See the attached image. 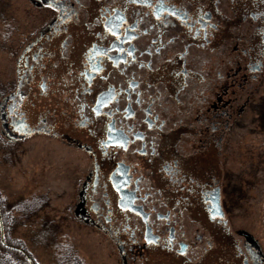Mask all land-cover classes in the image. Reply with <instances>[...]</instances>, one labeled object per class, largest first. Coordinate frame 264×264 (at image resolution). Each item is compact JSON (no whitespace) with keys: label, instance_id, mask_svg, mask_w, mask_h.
<instances>
[{"label":"flooded vegetation","instance_id":"obj_1","mask_svg":"<svg viewBox=\"0 0 264 264\" xmlns=\"http://www.w3.org/2000/svg\"><path fill=\"white\" fill-rule=\"evenodd\" d=\"M27 3L0 137L40 149L63 220L111 264H264L224 200L264 81V0Z\"/></svg>","mask_w":264,"mask_h":264},{"label":"rangeland","instance_id":"obj_2","mask_svg":"<svg viewBox=\"0 0 264 264\" xmlns=\"http://www.w3.org/2000/svg\"><path fill=\"white\" fill-rule=\"evenodd\" d=\"M27 8V0H0L1 93L11 77L8 47L27 29ZM263 114L264 81L242 118L239 137L231 139L225 168L230 173L227 189L232 191L225 193L224 200L232 207L234 225L251 234L264 254ZM33 153L35 158L28 147L15 150L0 137V242L31 264H73L75 254L86 264H111L105 246L94 243L87 230L63 220L69 198L57 196L56 191L65 183L49 182L40 149ZM51 186L55 188L49 191Z\"/></svg>","mask_w":264,"mask_h":264},{"label":"trees","instance_id":"obj_3","mask_svg":"<svg viewBox=\"0 0 264 264\" xmlns=\"http://www.w3.org/2000/svg\"><path fill=\"white\" fill-rule=\"evenodd\" d=\"M261 126L264 128V114L261 117ZM18 252L0 242V264H29L26 257Z\"/></svg>","mask_w":264,"mask_h":264},{"label":"water","instance_id":"obj_4","mask_svg":"<svg viewBox=\"0 0 264 264\" xmlns=\"http://www.w3.org/2000/svg\"><path fill=\"white\" fill-rule=\"evenodd\" d=\"M28 261H29V263L31 264V261H30V259H28Z\"/></svg>","mask_w":264,"mask_h":264},{"label":"snow or ice","instance_id":"obj_5","mask_svg":"<svg viewBox=\"0 0 264 264\" xmlns=\"http://www.w3.org/2000/svg\"><path fill=\"white\" fill-rule=\"evenodd\" d=\"M51 6V5H50Z\"/></svg>","mask_w":264,"mask_h":264}]
</instances>
